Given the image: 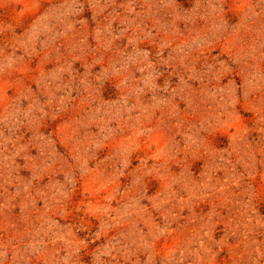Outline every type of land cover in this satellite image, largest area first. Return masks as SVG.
<instances>
[{"label": "rangeland", "instance_id": "obj_1", "mask_svg": "<svg viewBox=\"0 0 264 264\" xmlns=\"http://www.w3.org/2000/svg\"><path fill=\"white\" fill-rule=\"evenodd\" d=\"M0 264H264V0H0Z\"/></svg>", "mask_w": 264, "mask_h": 264}]
</instances>
